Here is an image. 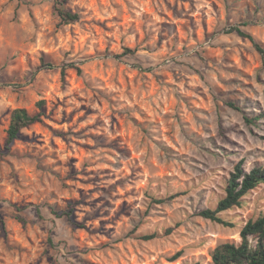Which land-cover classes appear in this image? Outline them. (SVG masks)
Here are the masks:
<instances>
[{
    "label": "rangeland",
    "instance_id": "374dc122",
    "mask_svg": "<svg viewBox=\"0 0 264 264\" xmlns=\"http://www.w3.org/2000/svg\"><path fill=\"white\" fill-rule=\"evenodd\" d=\"M54 1L0 0V264H209L264 214L199 216L264 166V0Z\"/></svg>",
    "mask_w": 264,
    "mask_h": 264
},
{
    "label": "trees",
    "instance_id": "16d2710c",
    "mask_svg": "<svg viewBox=\"0 0 264 264\" xmlns=\"http://www.w3.org/2000/svg\"><path fill=\"white\" fill-rule=\"evenodd\" d=\"M24 2L25 0H17ZM53 12L63 25L76 23L79 20L77 13H72L63 8L58 0L54 1ZM235 32L249 39L255 51L264 59V48L254 41V39L245 32L235 29ZM131 50L125 49L123 54H131ZM46 65V64H43ZM77 73L80 69L74 66ZM63 74V71H62ZM230 107L235 108L233 103H228ZM43 101L38 103V107L42 108ZM250 124L256 123V118L245 117ZM41 121V114H29L23 108L14 109L10 114L9 125L6 130L5 146L9 147L15 140L19 138L21 131L35 123ZM264 183V166H256L250 171H244L242 163L235 165L233 172L230 174L225 187V195L216 204L214 209H204L200 211L199 216L203 219L217 223L225 227H231V224L223 219L222 213L229 211L235 207H239L242 199L252 190ZM172 199V197L170 198ZM154 203H164V199H152ZM22 223L23 218H18ZM240 242H224L217 245L211 252V261L209 264H264V214L259 215L254 220H249L240 230ZM153 236H145L144 239L150 240ZM181 252L175 254L174 258H178ZM199 264V263H189Z\"/></svg>",
    "mask_w": 264,
    "mask_h": 264
}]
</instances>
